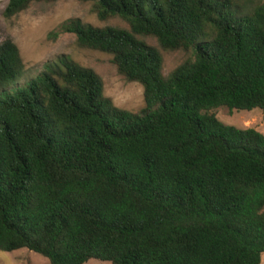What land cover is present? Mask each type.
I'll return each mask as SVG.
<instances>
[{"label": "trees", "instance_id": "1", "mask_svg": "<svg viewBox=\"0 0 264 264\" xmlns=\"http://www.w3.org/2000/svg\"><path fill=\"white\" fill-rule=\"evenodd\" d=\"M52 1L8 0L3 15ZM78 1L128 29L68 18L58 30L110 54L144 106H114L68 54L18 85L20 50L2 40L0 250L49 264H260L264 135L210 110H264V0ZM145 37L193 59L164 77Z\"/></svg>", "mask_w": 264, "mask_h": 264}, {"label": "rangeland", "instance_id": "2", "mask_svg": "<svg viewBox=\"0 0 264 264\" xmlns=\"http://www.w3.org/2000/svg\"><path fill=\"white\" fill-rule=\"evenodd\" d=\"M8 0H0V42L10 37L18 46L25 65L26 79L39 73L47 62L61 54H68L81 66L94 70L103 81L104 95L118 108L137 112L144 106L143 87L137 82H129L118 74L112 63V56L107 53L81 48L72 33L60 32L58 26L68 18H80L83 23L97 27L115 26L128 29L127 21L120 17L106 20L98 18L93 11L92 1L55 0L37 2L25 11L11 18H5L4 9ZM57 33L56 35L54 34ZM149 45L157 48L162 55V74L169 76L181 64L193 59L191 51L163 50L153 37L143 38ZM15 85H6L11 91ZM5 92L0 89V96ZM227 125L237 128H254L264 135V110H230L221 106L210 110ZM0 264H49L47 258L20 248L11 252L0 250ZM84 264H111L109 261L90 259ZM260 264H264V253Z\"/></svg>", "mask_w": 264, "mask_h": 264}]
</instances>
